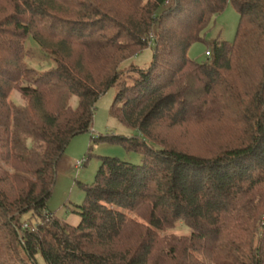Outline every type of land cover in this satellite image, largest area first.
Masks as SVG:
<instances>
[{
    "label": "trees",
    "instance_id": "trees-1",
    "mask_svg": "<svg viewBox=\"0 0 264 264\" xmlns=\"http://www.w3.org/2000/svg\"><path fill=\"white\" fill-rule=\"evenodd\" d=\"M228 4L235 40L196 63L189 49ZM29 37L54 68L31 67ZM151 44L148 68L121 67ZM115 86L111 115L136 134L99 140L142 163L102 157L73 226L48 210L59 164ZM178 131L204 150L179 145ZM179 226L190 233H170ZM39 256L264 264V0H0V264Z\"/></svg>",
    "mask_w": 264,
    "mask_h": 264
},
{
    "label": "rangeland",
    "instance_id": "rangeland-1",
    "mask_svg": "<svg viewBox=\"0 0 264 264\" xmlns=\"http://www.w3.org/2000/svg\"><path fill=\"white\" fill-rule=\"evenodd\" d=\"M239 21L238 12L231 4H228L227 8L214 18L209 30L205 33V42L196 43L189 49V57L196 63H206L208 60L206 52L210 50V44L214 40L221 39L227 42L235 40ZM26 46L32 50L34 55L33 60L27 59V61L36 71L41 73L55 67L53 60L41 50L32 37L27 39ZM153 57L154 48L151 44L138 55L122 63L121 67L128 69L135 66L146 69L151 65ZM117 92L118 86H115L98 100L95 105L93 131L75 137L60 163L57 181L48 201V210L59 220L70 225L77 226L81 221L77 213L78 206L84 203L86 197L82 185L94 182L102 157L118 158L135 165L142 163L141 155L126 151L119 143L111 140H99L100 137H132L136 134V130L125 126L111 115ZM12 99L15 103L23 101L22 96L17 92L13 93ZM71 104L77 105L76 97L72 99ZM172 138L183 147L186 146L198 152L204 150V145L199 139L187 137L182 132L174 133ZM74 161L85 164L82 168L77 169L74 167ZM170 233L189 234L190 230L186 226H179ZM38 262L46 264L41 256L38 257Z\"/></svg>",
    "mask_w": 264,
    "mask_h": 264
},
{
    "label": "built area",
    "instance_id": "built-area-1",
    "mask_svg": "<svg viewBox=\"0 0 264 264\" xmlns=\"http://www.w3.org/2000/svg\"><path fill=\"white\" fill-rule=\"evenodd\" d=\"M210 53L207 51L206 52V56H209ZM85 163H82V162H79V161H74V167L77 168V169H80L84 166ZM25 228H30L29 225H25Z\"/></svg>",
    "mask_w": 264,
    "mask_h": 264
},
{
    "label": "crops",
    "instance_id": "crops-1",
    "mask_svg": "<svg viewBox=\"0 0 264 264\" xmlns=\"http://www.w3.org/2000/svg\"><path fill=\"white\" fill-rule=\"evenodd\" d=\"M61 163V162H60ZM59 166H60V164H59ZM59 169V168H58Z\"/></svg>",
    "mask_w": 264,
    "mask_h": 264
}]
</instances>
